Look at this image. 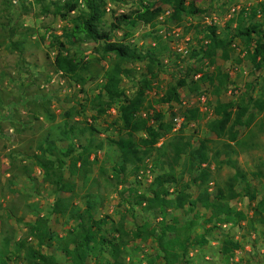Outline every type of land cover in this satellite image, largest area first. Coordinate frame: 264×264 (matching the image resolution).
<instances>
[{"label": "rangeland", "instance_id": "obj_1", "mask_svg": "<svg viewBox=\"0 0 264 264\" xmlns=\"http://www.w3.org/2000/svg\"><path fill=\"white\" fill-rule=\"evenodd\" d=\"M62 0H0V255H4V264H31L27 248H37V240L30 232V224L38 217L45 218V226L54 232L55 238L50 245L41 247L43 252L53 254L56 259H62L61 246L67 236L68 225L74 219L65 221L64 215L49 212L50 205L56 196L61 197L69 205L80 206L82 194L89 186L76 179L72 190H57L52 182L44 176V170L39 166L33 154L38 151V145L45 138L55 140L56 147L63 151L70 139H56L58 126L61 123V113L64 109L72 108L76 114L72 120H78L84 130L77 132V138L71 140L82 143H101L95 152H90L89 158L95 154L96 163H91L93 173L99 164L110 165L116 157L110 139L119 134L117 118V102H110L105 96L97 100V90L101 82L103 68L109 59L101 53L97 42L84 37L77 42H68L69 51L78 58L82 67L78 70L82 82L78 83L70 76L59 73L54 69L52 56L55 45L50 42L52 33L59 34L67 27V21L53 12L52 2ZM203 8L202 15L197 18L184 14L178 23L164 21L170 7L164 3L156 17L155 26L149 27L142 22L122 23L113 31V37L122 39L132 45L144 42L152 44L155 34L164 37L167 48L157 50L162 65L155 70L156 74L149 75L144 61H128L124 65L130 69V75L122 76L121 87L129 91L131 80L148 78L145 88L146 102L140 110L142 116L152 121V113L162 111L163 121H172L173 116H181L184 107L197 106L200 114L191 119L184 127L193 146L204 138L207 161L210 170L207 189L211 192L221 190L229 199V204L244 212V217L235 225L223 224L232 237L238 241V247L223 253L219 251L220 235L212 231L208 242L201 247L194 246L188 253V259L182 264H264V232L259 222H253L250 228L247 219L251 214L254 202L264 196V179L259 175L264 173V121L261 116L264 109L259 111L249 97L260 98L264 93V64L254 67L246 56L244 44L233 40L226 52L220 54L217 49L213 55V63L208 59L199 62L197 59L179 54L176 57L171 50V44L191 41L196 44L200 33L194 36L193 25L208 24L214 18L217 31L223 32V23L229 15H234L243 8V17L248 21L259 22L258 13L249 19L248 8L264 0H194ZM139 0H106L107 8L101 20L104 25L113 20L120 12H129L140 5ZM45 6V9L42 7ZM233 7L234 10L230 11ZM168 9L167 13L164 10ZM229 13V14H228ZM186 30V31H184ZM42 36V37H41ZM185 36L189 39L185 40ZM162 41H160L161 44ZM190 43V42H189ZM155 50V49H154ZM218 66L229 74V83L218 97L227 100L242 96L247 106L242 115V124L235 125L241 137L248 135V144L231 151L224 146L226 138L217 137L208 132L205 122L211 118L212 104L215 95L209 91L205 83H200L197 91L188 89L187 84L177 89L178 101L168 106L162 102H153L165 86L172 82L177 75L187 72L196 76L199 69L210 70ZM198 69V70H197ZM196 70V71H195ZM131 76V77H129ZM205 90V99H199L198 91ZM110 102V103H109ZM247 122V124H246ZM246 124V125H244ZM167 136H161L156 145ZM45 156L55 160V155L48 151ZM55 157V158H54ZM59 157V156H58ZM148 170L140 177L143 183L151 179ZM145 184H142L144 186ZM94 189V186L91 187ZM102 198L96 204V216L109 212L116 218L117 195L113 187L98 186ZM138 210V208L136 209ZM170 212L171 208L167 209ZM114 211V212H113ZM156 222L159 218L140 215L137 212L134 222L140 219ZM200 231L193 227L192 232ZM137 250L129 251L121 256V264H163L154 257V244L150 239L135 243ZM87 264H93L92 259ZM102 264H106L105 262Z\"/></svg>", "mask_w": 264, "mask_h": 264}, {"label": "trees", "instance_id": "obj_2", "mask_svg": "<svg viewBox=\"0 0 264 264\" xmlns=\"http://www.w3.org/2000/svg\"><path fill=\"white\" fill-rule=\"evenodd\" d=\"M139 1L141 3L137 8L114 15L107 25L101 20L107 7L106 0L52 2L53 12L59 14L68 24L59 34L52 33L50 36V42L56 44L52 56L54 69L78 83L82 82L78 71L82 64L69 51L67 43L77 42L84 37L97 42L101 53L107 56L109 61L102 70L96 97L98 101L101 96H105L110 102H117L116 119L119 121L120 130L116 138L110 139L116 157L109 166L99 164L96 173H93L91 163H96L97 156L94 154L89 158V154L95 152L101 143L92 142V139L86 143L71 140L77 138L80 129L84 130L78 125V120H72L71 117L76 114L72 108L64 109L61 113L56 138H69L66 148L59 151L52 138H45V142L38 145V151L33 156L56 191L72 190L76 179H80L82 184L88 183L89 186L82 194L80 206L71 203L69 205L59 196H56L50 205L49 212L59 216L66 213L65 221L74 219L72 224L68 225L67 236L60 249L63 257L61 260L41 250L43 245H50L55 238L54 232L45 226V218L38 217L34 224H30V232L37 240V248H27L31 264H87L90 259L93 264H121V256L131 250H137L135 243L148 238L154 244L156 259L161 260L163 264H182L188 259L187 253L192 247H201L208 242L212 231H217L220 235L219 251L226 253L238 247V241L222 225L237 224L244 217V212L231 206L221 190L211 192L207 189L210 170L208 165H202L207 161L205 139L201 138L199 143L193 146L189 140L190 135L187 134L188 130L184 128L189 120L199 116L200 110L194 105L184 107L180 113L179 126L171 129V122L162 120L161 110L152 113V121L140 113L146 102L145 88L150 76H143L137 81L131 80L133 88L129 91L121 87L122 76L130 75V69L124 65L125 62L144 61L147 74H156L155 70L162 65L158 53L167 47L164 37L157 33L152 44L144 42L139 45L113 37V31L122 23L139 21L158 29L155 26L156 17L164 3L170 9L163 22L178 23L184 14L199 18L203 8L197 6L194 0ZM243 12L241 8L236 14L229 15L223 23L221 34L217 31L215 23H195L192 26L194 36L198 33L201 35L195 41L196 44L187 41L186 55L199 62L208 59L213 63L212 57L217 49L222 56H226L233 40L237 39L244 44L246 56L254 67L264 64V3L257 2L248 8L249 19L258 13L259 22L246 20ZM169 51L179 57V53L172 48ZM176 70L178 72L172 82L165 86L157 98H153V102L171 106L173 102L178 101L177 89L182 85L187 84L188 89L197 91L199 84L205 83L215 95L211 105V118L205 122L206 130L217 137L224 136V146L231 151L236 150L235 146L248 144L246 141L250 132L241 137L235 128V125L242 124L241 117L247 110L242 96L227 100L218 97L219 92L227 88L228 72L216 65L210 70L197 69L199 74L196 76H190L187 72L181 73L179 68ZM228 88L231 91L232 88ZM201 93L205 94V90L198 91V94ZM249 98L256 103L259 111L264 109V93L260 98ZM261 121H264V113ZM163 135L167 138L156 145ZM47 151L57 158L54 157L53 160L45 156L44 152ZM261 164H264V160ZM146 170L150 171L152 176L148 182L143 183L140 177ZM259 175L264 179L263 172ZM101 184L104 188L115 189L116 218L109 212L95 215L96 204L102 198L97 189ZM92 186L94 189H91ZM169 208L173 211L167 210ZM137 212L143 216H152V219L158 216L159 218L156 222H151L141 217L136 223L134 218ZM253 222L261 223L264 232V196L259 197L251 208L247 219L250 228L253 227ZM195 226L199 227L200 231L192 232ZM4 258L1 253L0 264H4Z\"/></svg>", "mask_w": 264, "mask_h": 264}, {"label": "built area", "instance_id": "obj_3", "mask_svg": "<svg viewBox=\"0 0 264 264\" xmlns=\"http://www.w3.org/2000/svg\"><path fill=\"white\" fill-rule=\"evenodd\" d=\"M107 8V7H106ZM234 10V8L233 7H231L230 8V11H233ZM168 11V9H165L164 10V13H166ZM229 14V13H228ZM214 23L215 21H214V18H212L210 21H209V23ZM185 40H187L188 39V36H185V38H184ZM171 48L173 49V50H175L176 52H178L179 54H181V55H186L187 54V52H188V46H187V42L186 41H184L183 43H177V42H175L174 41V43L173 44H171ZM199 99L202 101L203 99H205V94L204 93H201V94H199ZM180 120H181V116H178V115H175V116H173V118H172V121H171V129H175V128H177L178 126H179V124H180Z\"/></svg>", "mask_w": 264, "mask_h": 264}]
</instances>
